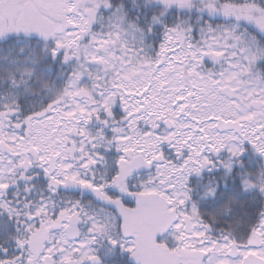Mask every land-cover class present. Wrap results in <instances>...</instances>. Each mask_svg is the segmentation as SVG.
Returning a JSON list of instances; mask_svg holds the SVG:
<instances>
[{"label":"snow or ice","instance_id":"1","mask_svg":"<svg viewBox=\"0 0 264 264\" xmlns=\"http://www.w3.org/2000/svg\"><path fill=\"white\" fill-rule=\"evenodd\" d=\"M0 264H264V0H0Z\"/></svg>","mask_w":264,"mask_h":264}]
</instances>
